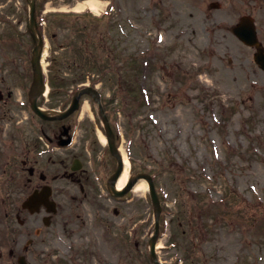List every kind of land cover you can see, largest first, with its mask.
I'll return each instance as SVG.
<instances>
[{
  "label": "rangeland",
  "instance_id": "374dc122",
  "mask_svg": "<svg viewBox=\"0 0 264 264\" xmlns=\"http://www.w3.org/2000/svg\"><path fill=\"white\" fill-rule=\"evenodd\" d=\"M81 1L35 0L44 74L58 83L56 95L65 96L43 101V108L63 109L79 83L94 84L129 170L153 177L162 207V264H264V72L253 63V50L229 32L249 15L264 46V0H99L107 7L98 14L72 11ZM211 3L219 8L209 9ZM28 13L25 0H0L4 225L15 220L10 208L19 191L5 187L3 169L8 156L19 153V122L32 81ZM84 104L90 110L82 113ZM97 114L83 97L77 138L87 123L98 127V156L114 166L98 138L103 127ZM77 201L59 209L49 227L41 215L27 216L29 263L151 264L148 190L118 201ZM10 230L4 238L15 236Z\"/></svg>",
  "mask_w": 264,
  "mask_h": 264
},
{
  "label": "flooded vegetation",
  "instance_id": "af4514ba",
  "mask_svg": "<svg viewBox=\"0 0 264 264\" xmlns=\"http://www.w3.org/2000/svg\"><path fill=\"white\" fill-rule=\"evenodd\" d=\"M80 126L82 128L83 125ZM83 129L85 133L78 139L74 116L61 121L44 122L29 111H24L19 122L18 156H8L3 169L7 179L5 187L12 184L19 191L10 208L15 220L8 225L0 223V260H6V264H17L18 259L24 254L26 256L33 244L28 247L26 243L29 232L24 226L29 218L28 212L21 209L22 203L33 192L45 188L59 210L69 207L76 200L81 204L84 201L91 204L106 187L115 167H107L98 157L93 125L87 123ZM100 172L103 175L99 177L96 174ZM0 200L2 202L3 197ZM39 211L38 215L45 213L44 208ZM8 216L5 213V218ZM9 226L14 228L15 236L6 239L4 234L11 233ZM37 230L36 236L41 233Z\"/></svg>",
  "mask_w": 264,
  "mask_h": 264
},
{
  "label": "water",
  "instance_id": "95a60500",
  "mask_svg": "<svg viewBox=\"0 0 264 264\" xmlns=\"http://www.w3.org/2000/svg\"><path fill=\"white\" fill-rule=\"evenodd\" d=\"M29 4L30 12H29V22L27 24V30L33 40L34 43V49L32 51V59H31V66L33 70V81L32 85L30 87L29 91V99L31 102V107L32 110L42 119L45 120H51L52 118H49L47 114L40 109L37 108L36 106V101L37 98L43 93L44 91V83H43V78H42V69H41V57H42V50H43V42L40 37V35L37 32V26H36V21L34 18V10H35V2L34 0H26ZM212 7L217 8V5H212ZM232 34L237 37L244 45L249 46V47H254L256 49V53L253 55L254 62L262 69L264 70V49L259 44L257 41V36L255 32V27L253 20L250 17H242L239 20V23L231 28ZM87 94L91 96L93 102L97 104L98 109H99V116L102 119V122L104 124L105 130H106V135H107V141H108V146L110 149V152L113 156H115L118 159V170L117 172L111 177L110 183L108 184L109 189L111 190L112 194L114 196H123L126 194L132 187L133 185L137 182L139 179H144L147 181L148 186H149V192L154 208V217H155V233L153 237L149 241V246H150V257L152 259V262L154 264H159L157 262V259L155 257V243H156V238L158 234V227H159V216L161 212V206L158 201L157 195L155 193V189L153 186L152 179L146 175V174H138L135 177H130L128 180V183L126 187L124 188L123 191L117 192L115 191V180L119 177L121 174L122 166H121V161L117 155L116 148L114 145V139L113 135L111 133V130L108 125L107 118L103 112L102 105L100 102V97L99 94L93 90L90 87L84 88L76 92V94L73 97L72 103L70 108L63 113L59 118H64L77 110L78 108V103L79 99L82 95ZM1 99V95H0ZM43 193L33 195L29 199V205L34 206V205H40V204H45L48 206L47 199L45 198ZM33 212V210H31ZM45 224L46 221H45ZM19 264H26L25 261L22 259L19 260Z\"/></svg>",
  "mask_w": 264,
  "mask_h": 264
},
{
  "label": "bare ground",
  "instance_id": "6f19581e",
  "mask_svg": "<svg viewBox=\"0 0 264 264\" xmlns=\"http://www.w3.org/2000/svg\"><path fill=\"white\" fill-rule=\"evenodd\" d=\"M107 6V3L101 2L99 0H84L81 2L76 3L71 10L75 12H82L85 10H89L91 12L100 13L105 9ZM87 110H90V106L88 104H84L82 107V113L87 112ZM99 141L102 143V145H106V139L105 137L99 133L98 134ZM122 160H123V172L121 174V177L118 179L116 188L117 190H121L124 185L127 182V178L129 175V166L130 162L128 160L127 154L123 149H120ZM147 190V183L144 180H139L133 187L132 192L133 193H139V192H146ZM107 248H104L105 250L112 251L113 246H110V244H104ZM161 248V245L158 243L156 249L158 250ZM258 259H262V257H258Z\"/></svg>",
  "mask_w": 264,
  "mask_h": 264
},
{
  "label": "trees",
  "instance_id": "16d2710c",
  "mask_svg": "<svg viewBox=\"0 0 264 264\" xmlns=\"http://www.w3.org/2000/svg\"><path fill=\"white\" fill-rule=\"evenodd\" d=\"M50 87H51V91L54 92V89L57 88V84L55 83V81L53 82L52 80L49 81Z\"/></svg>",
  "mask_w": 264,
  "mask_h": 264
}]
</instances>
